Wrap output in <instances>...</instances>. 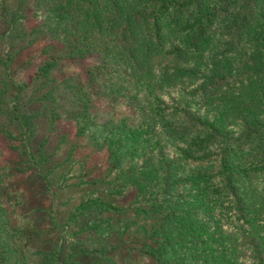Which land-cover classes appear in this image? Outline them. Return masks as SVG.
Returning <instances> with one entry per match:
<instances>
[{"label": "trees", "instance_id": "obj_1", "mask_svg": "<svg viewBox=\"0 0 264 264\" xmlns=\"http://www.w3.org/2000/svg\"><path fill=\"white\" fill-rule=\"evenodd\" d=\"M30 1L0 0V134L52 197L87 194L63 220L44 208L49 228H15L0 186V264H264V0H36L60 57L101 55L86 84L51 77L49 60L15 78L39 37L23 23ZM98 74L129 99L146 93L137 123L87 116ZM64 111L105 148L102 176L70 151L51 161L48 136L33 149L38 119L50 131Z\"/></svg>", "mask_w": 264, "mask_h": 264}, {"label": "rangeland", "instance_id": "obj_2", "mask_svg": "<svg viewBox=\"0 0 264 264\" xmlns=\"http://www.w3.org/2000/svg\"><path fill=\"white\" fill-rule=\"evenodd\" d=\"M31 0L26 9L28 17L24 20L27 30H37L39 37L33 43L21 50L13 62L12 71L15 78L25 80L36 71L38 65L46 60L51 62L49 74L59 81L70 79L68 83L77 81L86 84L89 80L88 68L101 64L99 53L87 54L78 58L59 56L61 44L57 40L48 38L43 31V18L33 15L35 4ZM1 26V25H0ZM55 47H51V46ZM2 67L0 65V74ZM88 93L87 116L99 125L115 126L121 120L127 123H137L141 119L145 104L146 93H141L135 99H129L125 93L118 91L117 85L106 81L97 75ZM37 134L33 138V149L46 136L48 141L44 152L53 153L52 160L61 162L71 152V160L75 169L88 171L90 177L102 176L106 165V150L97 146L88 134L77 135V124L67 111L61 112L52 129L46 127L43 118L38 119ZM9 141L0 134V186L3 195L4 218L15 228L41 227L49 228L48 216H44V208H52L57 218L64 219L71 208L80 198L87 194V186L61 191L53 197L44 191V183L32 168L27 158L10 147ZM70 151V152H69ZM134 196L132 191L118 200L119 204L129 203ZM103 216H110L114 223L121 224L125 214L102 212ZM148 228L149 224L146 225Z\"/></svg>", "mask_w": 264, "mask_h": 264}]
</instances>
